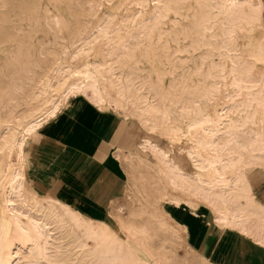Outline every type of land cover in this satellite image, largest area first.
<instances>
[{
  "label": "bare ground",
  "instance_id": "obj_1",
  "mask_svg": "<svg viewBox=\"0 0 264 264\" xmlns=\"http://www.w3.org/2000/svg\"><path fill=\"white\" fill-rule=\"evenodd\" d=\"M181 1L133 0V10L106 11L88 28L86 16L100 0H0V43L12 35L10 25L24 20L80 24L67 37L74 46L70 57H57L52 72L31 93V99L41 98L42 103L13 124L0 116V264H139L135 247L122 235L130 226H117L112 211L106 219L88 216L59 197L40 194L26 173L28 138L56 117L70 97L87 89L99 107L134 106L149 130L170 142L187 140L176 153L183 149L193 172L186 171L181 155L172 154L171 148L149 136L139 141L153 152L156 172L178 191L160 189L161 200L181 207L198 201L216 223L235 226L264 245V202L256 199L244 172L264 164V41L239 39L240 32L263 23L264 1L194 0L187 22L181 20L188 16L180 13ZM61 3L75 10L49 13L50 4ZM165 18L177 26L169 37L177 44L186 41L175 49L186 51V61H192L176 80L180 88L164 83L165 73L181 64L172 59L171 46L157 43L164 39L160 24ZM93 50L94 59L72 62ZM141 57L152 64L147 74L133 65ZM146 211L150 221L166 224L162 212Z\"/></svg>",
  "mask_w": 264,
  "mask_h": 264
},
{
  "label": "rangeland",
  "instance_id": "obj_2",
  "mask_svg": "<svg viewBox=\"0 0 264 264\" xmlns=\"http://www.w3.org/2000/svg\"><path fill=\"white\" fill-rule=\"evenodd\" d=\"M186 1L187 0H182L179 2L178 6L181 10L180 13L184 12L183 14L187 13L188 15L192 12L194 0ZM49 7V13L52 14L59 11L69 15L71 11L75 10L74 8H66L62 3L59 6L60 9L57 6H52V4H50ZM134 8H136V5L133 0H100L99 4L93 6L94 13L86 16L87 19L85 23L89 20V25L87 24L89 28L92 26V23L101 17L106 11H117L118 13H121L126 10H133ZM189 18L190 15H188L187 18L182 17L181 20L187 22ZM42 20V18L38 20H24L22 24H12L13 27L10 25L9 31L12 35L10 37L8 36L5 41L0 43V116H5L4 119H8L7 121L10 124L19 121L20 118L33 107H37L42 103L41 98L34 100L30 98L32 91L36 89L35 87H37L39 80L43 78L45 74L52 72V67L55 65L57 57L67 59V57H70L74 49V46H71L67 37L72 30H75L80 26L79 23L63 20L64 23L61 21L56 24L53 21L46 22ZM164 20L162 21L164 24H160V32H162L161 35L164 39L157 43L161 45L163 44L165 48L171 46L172 49L170 50L171 52H169L172 53V59H175L176 62L180 61L181 63L178 68H175L174 72L165 73L164 76L166 77H164V83L170 84V82H173L176 88H178V86L180 88V86L182 87L183 85L182 83L176 82V80L181 78L182 74H185L184 72L187 68V64H191L192 61H186L188 60V53H186V51H178L175 49L178 46H182L186 41L182 40L177 44L176 41L169 37V30L177 27L175 22L170 21L169 18H165ZM248 36H251L255 40L264 41V24H260V22L257 21L250 32L247 30L240 32V42L245 41ZM65 45H68V48L63 52V47ZM95 53V50H93L89 56H77L72 62H83L86 59L92 60L95 58ZM140 59L142 60H139L136 63L138 66L135 63H133V65L139 70V72L142 71L141 74H147L148 71H150L152 64L144 57H141ZM259 67H261V65ZM91 93V90L87 89L82 94L70 97V99L63 104L56 117L46 121L44 126L36 134L28 138L25 146V169L33 186L36 184L31 177L32 170L35 165L39 167L41 161L39 156H37V163H35V160L32 162L31 159L35 142L46 132L47 124L51 123L60 115L64 114L69 116L71 117V120H73V117H76L86 124L94 121V119L90 118V115L93 112L92 108L89 105L84 104L85 101L93 102V100L89 98ZM112 94H115V92L113 91ZM220 99L221 101L223 100L222 98H218V100ZM130 106L131 105L126 106V108H116L114 107V103H107V105L103 107L97 105V108L99 109H108L121 116V127L116 136L115 142L117 157L122 164V169L125 171V180L119 195L109 206V210L115 214L113 221H115L117 226L122 222H125L130 226L129 231L125 228L122 235H125L129 242L135 247V252L137 256H139V264L140 262L141 264H210L208 257L200 253L190 244L185 232L187 226L184 224L189 222L190 225H193L199 219H204L209 223H213L223 228H231L237 231L240 230L235 226H223L216 223L213 220L212 212L198 201L195 202L194 206L187 204L186 206L181 207L159 198V193L161 192L159 191L160 189L164 192H168L172 187L167 183V180L154 169L153 166L156 165L153 164L155 159L151 149L140 147L139 141L143 139V136H149L152 140H157L164 147L171 148L172 154H176L177 156L181 155L180 157L182 159L180 163L186 171L193 172L194 169L189 160L186 159L183 149L179 151L180 154L176 153L179 148H185L188 143L185 139H175L173 142H170L168 137L165 135L163 136L161 132L149 130L146 124H144L139 115L135 112L134 106H131L132 108ZM130 110H132V112H130ZM11 117L13 118L12 120ZM100 121L101 117L95 119V122H93L95 128H97V124H99ZM13 161H17L16 155L12 156V162ZM244 172L248 175L258 199L261 202H264V164H255L244 168ZM170 192L176 193L178 191L171 190ZM69 203L72 204L70 201ZM119 206L124 208L123 212L119 211ZM141 208L151 210L153 213L157 211L156 213L158 214L162 212V217L164 216V218H167L169 221L167 220L166 224L162 227L158 226L156 223L149 220V213L147 214V211H144ZM165 210L166 213H164ZM195 214H197V216ZM143 223L146 224L145 229L141 230L140 227H142ZM167 224L171 227H168ZM246 237L254 240L252 237Z\"/></svg>",
  "mask_w": 264,
  "mask_h": 264
},
{
  "label": "crops",
  "instance_id": "obj_3",
  "mask_svg": "<svg viewBox=\"0 0 264 264\" xmlns=\"http://www.w3.org/2000/svg\"><path fill=\"white\" fill-rule=\"evenodd\" d=\"M262 19L264 23V11ZM84 104L92 108L90 118L94 121L86 124L60 115L35 142L31 159L37 163L39 156L41 161L39 167H33L31 177L36 185L32 186L42 195L70 201L88 216L106 219L125 180L115 142L121 116L97 108L92 101ZM100 117L95 128L93 122ZM256 199L260 201L257 195ZM184 225L190 244L206 255L210 264H264V245L240 231L204 219Z\"/></svg>",
  "mask_w": 264,
  "mask_h": 264
}]
</instances>
